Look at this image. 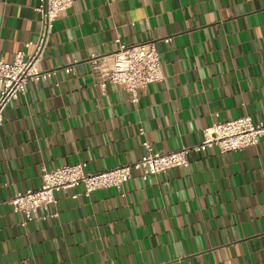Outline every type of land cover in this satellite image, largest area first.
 Segmentation results:
<instances>
[{
	"label": "crops",
	"instance_id": "crops-1",
	"mask_svg": "<svg viewBox=\"0 0 264 264\" xmlns=\"http://www.w3.org/2000/svg\"><path fill=\"white\" fill-rule=\"evenodd\" d=\"M37 4L0 0V58L37 38ZM55 22L40 68L78 64L30 82L3 112L0 264H264V137L193 152L189 166L146 181L134 172L121 190L61 191L25 227L5 202L64 164L99 172L138 160L143 141L160 152L193 145L216 113L264 120V0H73ZM116 38L159 40L165 78L143 85L137 103L101 86L88 62Z\"/></svg>",
	"mask_w": 264,
	"mask_h": 264
},
{
	"label": "built area",
	"instance_id": "built-area-1",
	"mask_svg": "<svg viewBox=\"0 0 264 264\" xmlns=\"http://www.w3.org/2000/svg\"><path fill=\"white\" fill-rule=\"evenodd\" d=\"M73 5V0H38L35 11L39 14L40 30L34 40H28L15 55L14 60L0 58V122L5 108L19 95L26 91L30 82H41L55 78L60 70L70 74L77 61L51 69H41L52 35L55 21ZM170 37L163 40L167 43ZM116 48L109 53L92 55L88 62L94 72L100 75L101 86L107 82L125 88L131 101H139L143 85L161 82L165 78L159 40L151 39L136 44H126L120 38L115 39ZM58 85V83H56ZM202 129L199 142L183 146L178 150L160 152L148 141L142 142L143 154L138 160L121 164L99 172L87 169V162L64 164L42 174L41 186L37 189H26L15 192L5 202L12 205L14 212L23 215L22 226L34 221L39 209H48L57 203V194L70 191L72 198L79 193L75 190L82 187V194L89 197L95 190L116 188L121 190L134 175L146 181L149 176L165 173L171 168L189 166L193 152L203 153L207 149L217 148L220 153L238 151L246 147L257 146L264 137V120L255 122L245 114L231 120L219 119ZM143 128L140 133H143ZM57 213L49 216L55 217Z\"/></svg>",
	"mask_w": 264,
	"mask_h": 264
}]
</instances>
